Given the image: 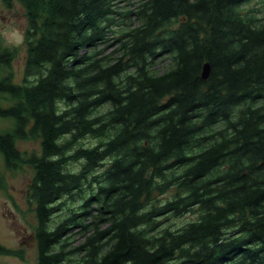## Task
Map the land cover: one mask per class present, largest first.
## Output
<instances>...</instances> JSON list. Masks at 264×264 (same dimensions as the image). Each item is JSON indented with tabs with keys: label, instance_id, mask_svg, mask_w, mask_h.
<instances>
[{
	"label": "trees",
	"instance_id": "trees-1",
	"mask_svg": "<svg viewBox=\"0 0 264 264\" xmlns=\"http://www.w3.org/2000/svg\"><path fill=\"white\" fill-rule=\"evenodd\" d=\"M13 1L25 68L15 83L17 50L0 49V154L32 171L38 264H264V4L0 0Z\"/></svg>",
	"mask_w": 264,
	"mask_h": 264
},
{
	"label": "rangeland",
	"instance_id": "rangeland-1",
	"mask_svg": "<svg viewBox=\"0 0 264 264\" xmlns=\"http://www.w3.org/2000/svg\"><path fill=\"white\" fill-rule=\"evenodd\" d=\"M264 0H254L245 6V9L261 10L263 8ZM123 4H120L122 7ZM26 19L24 11L21 6L16 2H12V6L7 8L0 2V49L16 48L17 56L11 63L13 72V81L21 84L24 78L25 68V45H24V31L26 29ZM120 27H124L121 25ZM112 51V48L107 50ZM167 65V61H159L155 66L156 71H162ZM33 80V78H29ZM11 127L9 121L0 119V132L5 131ZM86 147L96 145V140L87 138L82 141ZM17 148L21 152L27 154L40 155L39 142L34 140H19ZM2 156L0 154V176L5 180L6 192L0 190V243L3 244L8 250L16 251L17 256H2L0 255V264H38L37 247L34 242L33 233L36 220L33 214L32 205L28 204L25 192L28 189L32 178V171L24 167L23 170L7 171L2 166ZM81 168V163H69L67 170L76 173ZM3 178L0 182L3 181ZM177 193L176 188H171L165 194L157 196L156 200L160 203H165L172 200ZM80 203L69 205L70 211L77 210ZM68 207L64 208L60 215L53 216L50 222V228H53L61 218L67 217L70 212ZM195 218V214L188 213L183 218L176 220V226L181 225L184 221H191ZM172 220L165 222L169 224ZM80 230V229H79ZM79 230H74L76 236L70 240V248H74L82 244L85 237L79 234ZM0 244V245H1ZM2 245V246H3ZM68 248L67 250H69ZM66 250V251H67ZM74 256H69L62 264H73L69 259Z\"/></svg>",
	"mask_w": 264,
	"mask_h": 264
},
{
	"label": "flooded vegetation",
	"instance_id": "flooded-vegetation-1",
	"mask_svg": "<svg viewBox=\"0 0 264 264\" xmlns=\"http://www.w3.org/2000/svg\"><path fill=\"white\" fill-rule=\"evenodd\" d=\"M2 166H3V168H4L5 170H7V169L5 168L4 161L2 162ZM7 171H9V170H7ZM2 178H3V177L0 176V180H1ZM0 190H2L3 192H6V190H7V188H6V186H5V180H4V178H3V181L0 182ZM25 195H26V199H27V190H26V192H25ZM33 238H34L35 245L37 246V242H36V239H35L34 233H33ZM0 244H1V243H0ZM2 245H3V244H1L0 246L3 247V248H5V249H8V248H6L4 245H3V246H2ZM0 255H2V254H0ZM37 255H38V252H37ZM2 256H5V255H2Z\"/></svg>",
	"mask_w": 264,
	"mask_h": 264
},
{
	"label": "water",
	"instance_id": "water-1",
	"mask_svg": "<svg viewBox=\"0 0 264 264\" xmlns=\"http://www.w3.org/2000/svg\"><path fill=\"white\" fill-rule=\"evenodd\" d=\"M210 70H211V68H210L209 63H205V64L203 65V67H202V71H201V78H202L203 80H207V78H208L209 75H210Z\"/></svg>",
	"mask_w": 264,
	"mask_h": 264
}]
</instances>
